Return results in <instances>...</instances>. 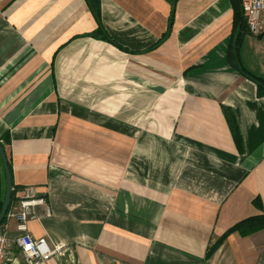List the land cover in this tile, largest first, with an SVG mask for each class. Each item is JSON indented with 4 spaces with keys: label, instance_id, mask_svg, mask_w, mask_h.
Returning <instances> with one entry per match:
<instances>
[{
    "label": "crops",
    "instance_id": "crops-1",
    "mask_svg": "<svg viewBox=\"0 0 264 264\" xmlns=\"http://www.w3.org/2000/svg\"><path fill=\"white\" fill-rule=\"evenodd\" d=\"M99 4L106 34L141 53L84 37L98 28L85 0H0L9 246L31 187L44 204L25 228L51 252L43 264H264V229L206 256L264 214V96L226 62L230 1L178 0L148 53L171 0ZM240 56L264 79V14ZM7 259L23 264L15 245Z\"/></svg>",
    "mask_w": 264,
    "mask_h": 264
},
{
    "label": "trees",
    "instance_id": "trees-1",
    "mask_svg": "<svg viewBox=\"0 0 264 264\" xmlns=\"http://www.w3.org/2000/svg\"><path fill=\"white\" fill-rule=\"evenodd\" d=\"M85 1L87 2L89 6L92 15L98 22V28L90 35H86L84 37L93 38L96 40L106 42L108 44L113 45L114 47H116L117 49L123 52L131 53V54L141 53V51H129L125 49L123 46L118 44L116 41H114L112 38H110V36L106 34V32L102 28L100 21H99V17H100L99 0H85ZM177 1L178 0H171L172 9H171L170 16L168 19V25H167L166 32L161 35V37L156 41L155 44L151 45L145 50H142V52L148 53L156 49L169 36L170 31H171L172 22H173L174 7ZM229 1L232 6L233 17H232L231 33H230L227 50H226V62L229 65V68L231 70L241 75L242 77L252 81L256 85L257 95L259 97L264 96V79L261 77H257L251 72H249L243 66L242 61H241V56H240L241 47L244 43V39L246 35L249 33L248 26L246 23V18L244 17L242 0H229ZM230 128H231L232 134L237 139V136H235V133L237 131V125L236 124L231 125ZM9 143H10L9 134L8 133L2 134L0 136V146L2 147L4 151H5L6 146L9 145ZM8 168L12 176L9 161H8ZM4 197H5V173H4L3 165L0 159V212L3 206ZM13 203H15V200L13 199V192H12L8 212L11 209V206L13 205ZM253 204L256 207H260L258 200H254ZM5 218L6 216L2 220L0 227L5 222ZM263 229H264V214L260 216L246 218L236 223L233 227L227 230L221 238L211 243L210 247L207 250L206 256L209 257L214 251H216L218 247L223 243L225 238L232 233L236 232L240 236L246 237L254 233H257Z\"/></svg>",
    "mask_w": 264,
    "mask_h": 264
},
{
    "label": "built area",
    "instance_id": "built-area-1",
    "mask_svg": "<svg viewBox=\"0 0 264 264\" xmlns=\"http://www.w3.org/2000/svg\"><path fill=\"white\" fill-rule=\"evenodd\" d=\"M242 7L249 33L260 34L263 29L264 0H242ZM43 204L44 200L31 187L24 189L22 198L10 212L18 222L21 235L9 246L10 242L0 230V264L8 262L7 253L13 245L18 248L23 264H43L50 257L51 252L46 248L44 240L32 238L25 228V224L36 217L34 209Z\"/></svg>",
    "mask_w": 264,
    "mask_h": 264
},
{
    "label": "water",
    "instance_id": "water-1",
    "mask_svg": "<svg viewBox=\"0 0 264 264\" xmlns=\"http://www.w3.org/2000/svg\"><path fill=\"white\" fill-rule=\"evenodd\" d=\"M0 159L3 165L4 173H5V197L3 206L0 212V225L6 214L8 213L9 203L11 200V195L13 192V182H12V176L10 174L9 168H8V160L6 157L5 151L0 146Z\"/></svg>",
    "mask_w": 264,
    "mask_h": 264
},
{
    "label": "rangeland",
    "instance_id": "rangeland-1",
    "mask_svg": "<svg viewBox=\"0 0 264 264\" xmlns=\"http://www.w3.org/2000/svg\"><path fill=\"white\" fill-rule=\"evenodd\" d=\"M249 31V30H248ZM262 31H263V29H262ZM262 31H261V33H262ZM260 33V34H261ZM249 35H253V34H251V33H248ZM260 34H258V35H253V36H259ZM71 69H73V68H70V69H68V70H71ZM77 69V68H76ZM257 88V87H256ZM7 215V214H6Z\"/></svg>",
    "mask_w": 264,
    "mask_h": 264
}]
</instances>
